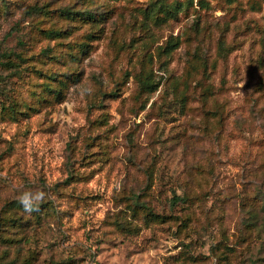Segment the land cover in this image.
I'll list each match as a JSON object with an SVG mask.
<instances>
[{
    "label": "rangeland",
    "instance_id": "obj_1",
    "mask_svg": "<svg viewBox=\"0 0 264 264\" xmlns=\"http://www.w3.org/2000/svg\"><path fill=\"white\" fill-rule=\"evenodd\" d=\"M0 264H264V0H0Z\"/></svg>",
    "mask_w": 264,
    "mask_h": 264
},
{
    "label": "clouds",
    "instance_id": "obj_2",
    "mask_svg": "<svg viewBox=\"0 0 264 264\" xmlns=\"http://www.w3.org/2000/svg\"><path fill=\"white\" fill-rule=\"evenodd\" d=\"M42 198V192L26 190L18 197L17 202L25 213H32L38 210V205Z\"/></svg>",
    "mask_w": 264,
    "mask_h": 264
}]
</instances>
